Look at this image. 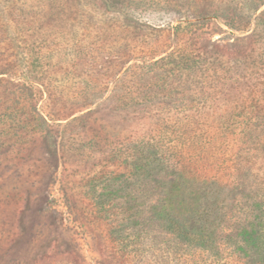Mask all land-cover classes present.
<instances>
[{"label": "rangeland", "instance_id": "obj_1", "mask_svg": "<svg viewBox=\"0 0 264 264\" xmlns=\"http://www.w3.org/2000/svg\"><path fill=\"white\" fill-rule=\"evenodd\" d=\"M262 1L17 0L7 7L25 64L0 81V264H107L102 238L77 203L87 187L75 179L99 167L91 139L116 143L132 128L129 115L193 99L195 73L165 80L169 66L152 57L169 46L247 49L264 29ZM2 33L0 65L20 50ZM244 170L255 173L225 233L249 217L263 178L250 162ZM155 194L146 183L127 197L140 201L128 212L142 219L131 235L135 264H237L226 245L217 258L145 220Z\"/></svg>", "mask_w": 264, "mask_h": 264}, {"label": "trees", "instance_id": "obj_2", "mask_svg": "<svg viewBox=\"0 0 264 264\" xmlns=\"http://www.w3.org/2000/svg\"><path fill=\"white\" fill-rule=\"evenodd\" d=\"M15 1L0 0V29L3 39L19 48L17 30L6 16ZM249 39L244 50L217 44L167 47L152 57L157 58L152 64L169 66L164 68L165 80L195 73L196 96L129 115L132 128L116 143L91 139L99 167L75 179L79 188L87 187L79 189L77 203L85 211L84 222L102 238L107 264H135L137 247L131 235L142 219L140 211H132V218L128 212L140 201L131 196L128 203L127 197L132 187L146 183L154 186L156 197L145 220L165 234L217 258L226 245L237 264H264V29ZM21 54L20 49L0 65V81L11 66H24ZM246 162L257 165L263 178L249 217L233 233H225L246 180L255 173L239 171Z\"/></svg>", "mask_w": 264, "mask_h": 264}]
</instances>
